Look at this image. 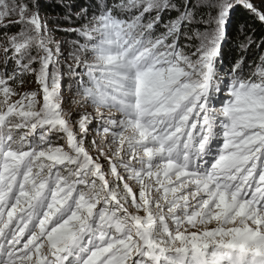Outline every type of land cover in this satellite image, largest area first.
Instances as JSON below:
<instances>
[{
    "label": "snow or ice",
    "instance_id": "snow-or-ice-1",
    "mask_svg": "<svg viewBox=\"0 0 264 264\" xmlns=\"http://www.w3.org/2000/svg\"><path fill=\"white\" fill-rule=\"evenodd\" d=\"M57 8L0 0V264H264V0Z\"/></svg>",
    "mask_w": 264,
    "mask_h": 264
},
{
    "label": "trees",
    "instance_id": "trees-1",
    "mask_svg": "<svg viewBox=\"0 0 264 264\" xmlns=\"http://www.w3.org/2000/svg\"><path fill=\"white\" fill-rule=\"evenodd\" d=\"M72 2L77 3V4H86L88 2V0H72ZM109 2H111V0H109ZM42 3H44V5H45V12H46V14L50 18L55 19V17L60 14V10L57 8L58 0H42ZM239 20H240V16L238 14L237 21H239ZM63 26L66 27L67 25H63ZM234 31H235V27H234ZM57 35H58L59 38L64 39V40H69L70 41V40L74 39L73 36H71V35H65L63 33H59ZM235 46H236V41L234 40L233 41V44L230 47H235ZM237 51H239V49H237ZM229 58H231V55L229 56ZM251 59H253V60L258 59V54L257 55H253L251 57ZM75 87H76V82L73 79L72 80V84H71V89L72 90L70 92L64 93V97L65 98H69V97L73 96L72 95V92H74L75 95H76ZM73 100L78 101L79 100V97L78 96H74L73 97ZM73 110L74 111H78L79 110V107H75ZM89 139H91V138H89Z\"/></svg>",
    "mask_w": 264,
    "mask_h": 264
},
{
    "label": "rangeland",
    "instance_id": "rangeland-1",
    "mask_svg": "<svg viewBox=\"0 0 264 264\" xmlns=\"http://www.w3.org/2000/svg\"><path fill=\"white\" fill-rule=\"evenodd\" d=\"M72 80L71 78H69L68 76H65L64 80L62 81V84H61V87L63 88L62 89V92H63V95L64 93L66 92H70L72 89H71V84H72ZM65 88V89H64ZM72 95L71 97L69 98H65V101H66V105L72 109H74L75 107H80V105L78 103H74L73 101V97L74 96H77L75 95L74 92H72ZM79 97V96H78ZM97 128H98V125H97ZM95 131V130H94ZM98 134H102V133H98ZM91 138V136L89 137Z\"/></svg>",
    "mask_w": 264,
    "mask_h": 264
}]
</instances>
